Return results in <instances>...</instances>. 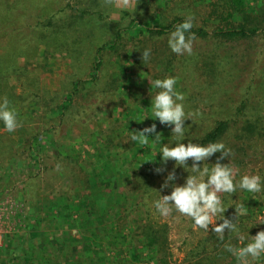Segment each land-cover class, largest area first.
I'll return each instance as SVG.
<instances>
[{
	"label": "rangeland",
	"instance_id": "rangeland-1",
	"mask_svg": "<svg viewBox=\"0 0 264 264\" xmlns=\"http://www.w3.org/2000/svg\"><path fill=\"white\" fill-rule=\"evenodd\" d=\"M140 3L0 0V98L7 97L20 124L10 133L0 121V264H103L82 257L85 229L81 223L101 237L111 229L116 236L129 235L131 228H123L119 234L115 224L110 227L111 221L117 224L120 220L119 211L114 208L110 213L107 207L93 206L91 195L100 198L105 187L99 180L108 183L107 179H112L107 188L110 193L124 189L129 199L133 197L135 210H146L156 228L166 232L172 264H183L187 257L193 264L196 258L188 253L204 237L214 235L212 226L208 231L193 228L190 217L174 209L169 216L161 217L151 206V201L159 198L158 191L175 161L145 164L150 159L145 153L136 159L131 132L126 128L130 119L134 120V131L147 127V120L159 122L150 109L149 79L167 76L176 78V88L184 94L185 111L192 113L185 121V144L201 137L218 115L227 113L246 94L252 103L260 104L259 112L264 116V27L250 38H197L192 53L179 56L168 47L170 32L142 34L136 39L122 32L117 51L109 48L99 54L102 70L91 84L89 74L98 47L128 26ZM171 5L181 15L194 16L197 24L204 23L206 8L202 0H173ZM133 45L141 61L142 51L150 48L149 61L137 65ZM170 63L173 67L165 70ZM77 80L84 84L63 110L60 106ZM162 128L169 137L164 143L174 142V138L170 140L171 129L166 125ZM232 140L228 137L222 141L231 149V156L220 162L230 163L237 179L243 174L261 175L264 136L248 149L232 146ZM220 155L218 152L217 157H210L205 165L211 167ZM187 163L190 167L192 160ZM157 167L166 170L157 174ZM131 168L139 173L132 178L136 192L125 185V178H120ZM186 170L176 167L177 179L172 183L183 184L189 175ZM170 191L171 187L164 189L161 195ZM220 195L226 204L233 202L231 194ZM242 195L243 191H238L232 199L243 202ZM257 198L253 217L259 222L252 230L242 231L245 237L264 231V193ZM224 215L236 222L234 206ZM228 235L225 230V239H235ZM215 243H221L218 247L222 248L224 240L216 234L209 247ZM148 252L146 257L152 259V251ZM219 261L237 264L232 254L219 257ZM136 263L150 264L143 263V258ZM252 264H264V257Z\"/></svg>",
	"mask_w": 264,
	"mask_h": 264
},
{
	"label": "trees",
	"instance_id": "trees-1",
	"mask_svg": "<svg viewBox=\"0 0 264 264\" xmlns=\"http://www.w3.org/2000/svg\"><path fill=\"white\" fill-rule=\"evenodd\" d=\"M252 2H257V0H202L204 8H206L205 18L202 19L204 23L199 25L193 21L194 26L191 31L195 33L197 38L204 39L211 36L218 40L253 37L264 27L262 25L264 23V0H260L257 4H253ZM172 3L173 0H141V6L135 9V18L131 20L128 26L124 29H119L112 41L98 47L89 74L91 84L100 77L102 70L103 60L99 54L109 48L117 51L119 42L123 38L122 32H128L132 39H136V37L138 38L142 34L147 35V33L162 35L174 30L175 26L187 17L186 15L179 14L174 8H170L172 7ZM132 54L137 60V65H141L143 61L140 60L138 48L134 45L132 46ZM169 67H173V64H167L164 68L165 70H170ZM83 84V80L74 82L73 90L66 96L65 103L60 108L64 110L70 106L73 96L81 90L80 88ZM259 105L257 102L256 104L252 103L247 94L244 95L238 102H234L229 110H226L227 113L218 115L214 119L212 126L206 129L201 137L192 141L207 145L209 143L222 142L224 139L231 137L238 142L236 144L234 140L230 141L232 146L242 149L243 147L246 149L253 148L258 138L260 137L261 139L264 136V116L259 112ZM147 121V127L153 123L157 125L156 131L161 133V143H164L167 138L169 139L159 122L152 121L153 123H151V121ZM133 123L134 120L130 119V126L128 125L126 132L130 133L134 131ZM151 138L154 139V134L151 135ZM151 138L149 139V143L144 146L135 142L131 144V148L133 147L137 155L136 159H141V157H138L141 153L147 154V159L150 158L148 160L154 159L153 161H147L145 164L161 160V154L157 152L162 145L160 143H153ZM172 139L173 137L171 136L170 140ZM151 148L156 154H151L153 153L151 152ZM217 156L218 152L211 158ZM137 174L139 175L138 171L131 168L127 170L125 177L123 174L120 176L121 179H126L125 185H128L129 188L131 186V190L134 192L137 190L135 188L137 184L134 185L132 183V178L137 177ZM261 176L264 177V171ZM107 181L111 186L113 180L107 179ZM105 182L104 180H99V184L105 186L100 192L102 196L99 198V196L91 195V203L98 209L107 207V211L110 213H112L111 211L114 208L118 210L121 218L117 224L111 221L112 225L110 227H113L115 224L117 232L121 234L123 228L130 226V233L129 235L122 233V237H119L115 235L114 229H111L105 237H101L95 233L91 226L81 223L85 229V243L81 247L82 257L90 262L95 261L103 264H138L136 261L140 258H143V263L149 261L150 264H172L170 261V251L167 246L168 237H166V232L156 228V223L150 220L146 210L145 213L135 210V206L132 205L133 197L129 199V195L124 189L122 191H117L116 189L115 192L110 193L111 190L108 191L107 189L109 185ZM119 187L117 185V188ZM261 194L253 196L252 194L243 192V202L248 207V214L240 218L239 227L242 231L252 230L259 222L253 217V210L259 204L257 197ZM103 198L105 200L102 203L101 199ZM210 239H216V234L204 237L196 249L188 253L194 254V258H196L192 261L194 262L193 264H220L219 257L231 254L226 251L224 245L226 243L235 244L236 241L235 239L228 240V237H226L222 244L223 247L219 248L218 246H221V243H215L209 247ZM146 251H152V259L151 257H146V255L150 254V252L146 254ZM188 258H185L186 260L183 264H192L191 259Z\"/></svg>",
	"mask_w": 264,
	"mask_h": 264
},
{
	"label": "clouds",
	"instance_id": "clouds-1",
	"mask_svg": "<svg viewBox=\"0 0 264 264\" xmlns=\"http://www.w3.org/2000/svg\"><path fill=\"white\" fill-rule=\"evenodd\" d=\"M127 4V0H125ZM194 16L189 15L177 24L168 34V47L175 54H191L193 44L197 37L191 31L193 28ZM151 49L146 48L142 51V61L145 64L149 61ZM150 80L151 83V113L160 124L166 125L171 129L174 142L168 141L161 143V133L156 131L157 125L153 123L139 131H131L130 141L147 145L151 135L154 134L153 143H160L162 146L157 153L161 154V160L167 164L169 160L175 161L172 171L168 172L161 191L171 187L170 194L161 195L151 201V206L161 217H167L173 211L190 217L193 228L208 231L212 226V231L217 234L219 240H225V230L229 232V239L235 238L238 244L226 243V251L231 253L237 264H252L264 257V231L256 235L245 237L239 227L242 216L248 214V207L245 202H236L232 199L233 193L243 191L245 193L256 194L264 193V177L260 174H243L236 178V173L229 164L220 161L231 156V149L227 148L222 142L209 143L207 145L194 143L188 140L185 144V121L192 117V113L185 111L184 94L177 90V80L173 76L156 78ZM145 119H142L144 121ZM0 121L8 132H14L19 126L17 112L10 107L7 97L0 98ZM220 152L217 162L209 167L205 165L215 153ZM192 164L188 166V160ZM154 160V159H153ZM148 160V161H153ZM200 162H204L201 166ZM183 166L189 175L184 179L183 184L172 183L176 181V167ZM166 169L157 167L154 171L157 174ZM221 193L231 194L230 204H226L221 197ZM235 207L236 222L226 218L224 213L230 207ZM217 221H223L217 223ZM251 228V227H250ZM245 241H247L245 243Z\"/></svg>",
	"mask_w": 264,
	"mask_h": 264
}]
</instances>
